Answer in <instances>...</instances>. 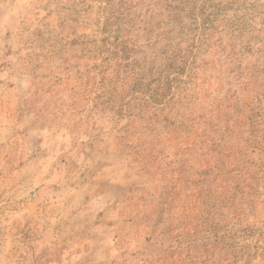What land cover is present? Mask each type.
Segmentation results:
<instances>
[{"label":"rangeland","instance_id":"obj_1","mask_svg":"<svg viewBox=\"0 0 264 264\" xmlns=\"http://www.w3.org/2000/svg\"><path fill=\"white\" fill-rule=\"evenodd\" d=\"M211 1L0 0V264H264V88L235 5L193 69Z\"/></svg>","mask_w":264,"mask_h":264},{"label":"trees","instance_id":"obj_2","mask_svg":"<svg viewBox=\"0 0 264 264\" xmlns=\"http://www.w3.org/2000/svg\"><path fill=\"white\" fill-rule=\"evenodd\" d=\"M189 0H180V4L181 5H186L188 4ZM211 0H204V4H203V9L206 10L205 5L207 6V4L211 3ZM247 0H243L242 3L238 2V0H234L233 2H227L225 6H212V9L215 12H212L210 14H207V16L205 18H202V20L204 21L203 25L202 23L199 24V22L197 23L198 25V29L201 31L200 37L198 39V46H193L192 48L195 50V52L191 51L189 52V55L192 56V62L191 64L194 65L193 69L198 67V54L201 53L200 49L202 50V47L207 46V48L211 47V42L209 43L208 40L206 42H201L203 39H206L205 37H209L212 36L213 34L217 33V27L215 26V19L219 18L220 13H222L223 11H226L227 9L230 8V4L231 5H235L236 10L235 13L240 12V11H244L242 16H238L237 14L233 15V18H228L225 17L223 19L224 21V25L223 27L225 28V32H226V36L228 38L227 42H225V45L223 47V39L221 37L218 38L217 40V48H220V53L223 54V60L224 63L226 65H228V70H230L231 74H238L236 79L238 81L237 85L238 87L240 86L241 89L240 90H244L245 92H252L253 93V89L247 88L249 84H254V86L256 88H264V42L262 43V48H260L258 50V52H256V56L258 57L256 60H253L254 62H250L248 64L251 65H255L252 69H249L248 66H246L245 68H242V63L239 59V55L241 56V58H243V51L246 52L247 47L245 45L239 44L242 43V35L246 32H253L256 27H254V20L256 18V14L258 15V17H262L264 16V5L262 6H255L253 4H249L247 5ZM191 5V4H189ZM209 6V5H208ZM211 7V6H210ZM207 23V24H206ZM264 26V24H262ZM245 47V48H244ZM224 48H228L230 49L229 53H226ZM223 49V50H222ZM239 50V51H238ZM251 53V51L247 52V54ZM215 64H219L220 60H218L217 62H214ZM220 66V64H219ZM230 66V67H229ZM246 70V73H244L243 70ZM130 74L132 75V77L134 76V72H130ZM241 79H243V81L241 82ZM133 86H131L130 89H134L135 87H138L140 85H143L140 83V81H133ZM173 84L172 80L166 79V81H164V83L162 85H164V90H166L167 88H169V90H171V86ZM252 86V85H251ZM161 96H164L163 93L160 94ZM174 95V94H173ZM112 99V98H111ZM171 99V98H170ZM233 99L232 97H226L225 98V102H228L229 100ZM113 101V100H112ZM111 101V102H112ZM151 101L154 103H157L156 98L151 97ZM110 103V102H109ZM213 228L211 229V234L217 239L218 238V229L216 228L217 225L212 226ZM230 238L228 235H224V237L219 238L220 241H224V239ZM226 245H228L226 243ZM228 249L226 248L223 251V254L220 252L218 253V258H228L230 255L233 256V252H230L229 249H231L232 247L229 245L227 246ZM214 254H208V256H213Z\"/></svg>","mask_w":264,"mask_h":264}]
</instances>
